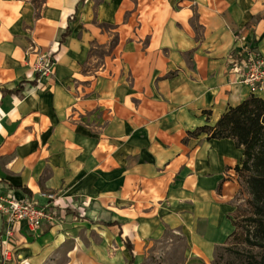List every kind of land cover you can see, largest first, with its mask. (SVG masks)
<instances>
[{"label":"crops","instance_id":"0c3cea01","mask_svg":"<svg viewBox=\"0 0 264 264\" xmlns=\"http://www.w3.org/2000/svg\"><path fill=\"white\" fill-rule=\"evenodd\" d=\"M245 50L264 57V0H0V192L58 206L9 239L0 215V264H141L177 237L213 264L243 155L207 128L251 95Z\"/></svg>","mask_w":264,"mask_h":264},{"label":"trees","instance_id":"16d2710c","mask_svg":"<svg viewBox=\"0 0 264 264\" xmlns=\"http://www.w3.org/2000/svg\"><path fill=\"white\" fill-rule=\"evenodd\" d=\"M207 130L211 132L210 138L231 139L242 149L243 159L235 172L249 196L247 221L251 232L247 243L261 250L255 263L264 264V97L251 94L237 106L229 107L215 126ZM233 226L229 239L236 233L234 218Z\"/></svg>","mask_w":264,"mask_h":264},{"label":"built area","instance_id":"2783aa9c","mask_svg":"<svg viewBox=\"0 0 264 264\" xmlns=\"http://www.w3.org/2000/svg\"><path fill=\"white\" fill-rule=\"evenodd\" d=\"M242 54L240 65L234 68L235 73L239 75L238 83L247 87L252 95L262 94L264 96V57L250 50H245ZM35 56L32 66L33 73L38 77L50 76L55 63L51 52H35ZM235 58L233 56L231 59ZM43 196L50 202L45 206H40L32 198H18L12 192H0V215L5 218L7 224L5 232L7 239L13 236L14 228L20 222H23L31 233L38 231L43 224L52 225L55 222L58 210L55 196L53 194H44ZM1 253L5 261H11L15 256L14 252L6 247Z\"/></svg>","mask_w":264,"mask_h":264},{"label":"rangeland","instance_id":"374dc122","mask_svg":"<svg viewBox=\"0 0 264 264\" xmlns=\"http://www.w3.org/2000/svg\"><path fill=\"white\" fill-rule=\"evenodd\" d=\"M31 49L35 50L34 47L30 48L31 52H33ZM35 52L40 53L37 50ZM239 185L240 190L234 200L235 211L233 214L236 233L223 247L216 251L213 264H256L255 262L261 254L260 249L247 243V237L251 232L247 221L249 216L247 200L249 196L240 183ZM183 258L184 244L177 237L173 242L164 241L156 246L141 264H183Z\"/></svg>","mask_w":264,"mask_h":264}]
</instances>
